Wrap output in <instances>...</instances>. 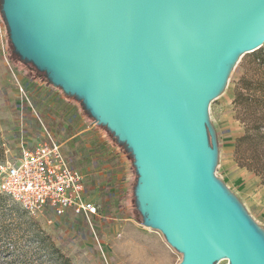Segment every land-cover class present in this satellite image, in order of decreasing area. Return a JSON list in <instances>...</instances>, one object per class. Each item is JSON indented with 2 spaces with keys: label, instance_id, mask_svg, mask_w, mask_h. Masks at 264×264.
I'll list each match as a JSON object with an SVG mask.
<instances>
[{
  "label": "water",
  "instance_id": "95a60500",
  "mask_svg": "<svg viewBox=\"0 0 264 264\" xmlns=\"http://www.w3.org/2000/svg\"><path fill=\"white\" fill-rule=\"evenodd\" d=\"M10 41L125 143L144 225L179 264H264V228L216 175L210 103L264 44V0H1Z\"/></svg>",
  "mask_w": 264,
  "mask_h": 264
},
{
  "label": "rangeland",
  "instance_id": "374dc122",
  "mask_svg": "<svg viewBox=\"0 0 264 264\" xmlns=\"http://www.w3.org/2000/svg\"><path fill=\"white\" fill-rule=\"evenodd\" d=\"M262 50L264 44L242 56L225 90L210 103L209 114L219 148L216 175L264 228V181L256 171L244 167L238 156L236 143L245 135V126L235 105L236 88L239 82L252 79L251 63ZM46 75L36 66L18 61L0 6V165L17 158L23 135L40 139V132L27 134L24 131V134L21 131L19 118L26 100L20 91L23 87L29 98L30 113L29 117L25 116L26 111L23 113V128L32 130V120L41 117L52 135L64 143L65 153L71 156L68 141L71 135L91 127L93 135L122 149L130 162L132 177L125 192L120 190L114 178L107 187L104 178L112 164L95 161L94 168L87 172L91 177L88 182L97 183L91 194V202H97V212L90 218L73 212L55 218L30 214L2 190L0 178V264H179L182 253L171 246L161 231L144 225L145 217L135 194L138 174L131 152L85 112L81 101L50 85ZM29 82L34 87H28ZM60 100V105L68 103L66 111L59 116L54 114L53 102L57 104ZM35 101L40 102L38 107H33ZM44 108H49L45 116L42 115ZM74 109L80 119L70 116ZM85 132L81 135L83 143L88 142L86 134L89 131ZM259 158V166L264 170V153ZM234 179L237 183H233ZM217 264H229V261L224 259Z\"/></svg>",
  "mask_w": 264,
  "mask_h": 264
},
{
  "label": "built area",
  "instance_id": "2783aa9c",
  "mask_svg": "<svg viewBox=\"0 0 264 264\" xmlns=\"http://www.w3.org/2000/svg\"><path fill=\"white\" fill-rule=\"evenodd\" d=\"M20 91L29 102L25 88ZM41 124L44 138L31 143L23 135L17 158L0 165L2 190L33 215L55 218L73 212L90 218L97 205L87 201L85 171L69 164L62 143Z\"/></svg>",
  "mask_w": 264,
  "mask_h": 264
},
{
  "label": "trees",
  "instance_id": "16d2710c",
  "mask_svg": "<svg viewBox=\"0 0 264 264\" xmlns=\"http://www.w3.org/2000/svg\"><path fill=\"white\" fill-rule=\"evenodd\" d=\"M0 6H1V0H0ZM8 37L10 38L9 32H8ZM16 54L18 55L19 62L26 65L28 64L34 65L32 62L22 59L17 51ZM251 65L254 70L253 73L254 76L250 80H244L242 82H239L236 88L235 105L237 107L238 116L245 126V135L239 138L238 143H236L237 146L236 148L238 151L237 152L238 156H240V161L242 165L244 167H247L251 171H256L260 176H262L264 181V172H263L264 170H262L259 166L261 164L259 158L260 154L264 153V50H262L259 54H257L254 57ZM45 77H46V81L50 85H53L48 75H46ZM28 87H34V84L32 82H29ZM69 97L81 101L85 112H87L90 115V117L94 119L90 114V112L85 108L84 103L81 99L71 95ZM39 103H40L39 101H35V104L33 103L32 105L33 107H38ZM22 106L24 111H26L27 114H30L28 111V107H29L28 102L24 101L22 103ZM48 110L49 108H44V110L42 111V115L45 116V113ZM100 126L107 128V126L103 124H101ZM37 128H40V120L36 118L34 129ZM25 131L29 133L30 129L27 128ZM109 132L112 135H114L112 131L109 130ZM115 138L118 140L116 136ZM118 142L120 144H124L125 147L127 148L125 143H122L119 140ZM91 191L92 188L86 187V195H91L92 194ZM79 216H83V214H80Z\"/></svg>",
  "mask_w": 264,
  "mask_h": 264
},
{
  "label": "crops",
  "instance_id": "0c3cea01",
  "mask_svg": "<svg viewBox=\"0 0 264 264\" xmlns=\"http://www.w3.org/2000/svg\"><path fill=\"white\" fill-rule=\"evenodd\" d=\"M60 103H61V100L57 104L53 102L54 114L58 113L59 116L63 112L66 111V107H67L68 102L65 103V105H60ZM20 109L22 110V108H20ZM23 113H24V111H23ZM23 113H22V115H20V118H19L20 119L19 121H21V122H23V120H24V114ZM75 114H76V117L74 116ZM25 116H28V114L27 115L25 114ZM70 116L75 118L76 120L80 119L79 115L75 112V109H74L73 113L70 114ZM28 121H29V119L27 118V121H25L27 126H28ZM35 121H36V119L34 118L32 120V124H31L32 131L30 129V133L40 132V139L26 135L28 138L31 139V141H30L31 143H33L34 141H39L44 137L43 128H42V124H41L42 118L40 117V128L34 129ZM23 129H24L23 131H25L27 128L24 127ZM91 129H92L91 127H88V128H86V129H84V130H82L76 134L71 135V137L68 140L70 142V145H71V149H70V152H71L70 155L71 156H68L65 153L66 148H64V143H62L59 140L62 143V150L65 153V155L67 156V160H68L69 164L75 169H81V170L85 171V173H86V187L93 188V189L95 188L97 183L92 184V183L88 182L91 180V177L89 176V174H87V172L90 171L91 168H94L93 167L94 162L96 161L98 163L102 162L105 164H112L110 166V170L105 174L104 179H106V182H107L106 186L109 187L111 185V183L109 184L108 182H111V180L114 178L115 179L114 181L117 183V186H119L120 190L125 192L127 190V187L129 186L128 183L130 182L131 177H132V173H131V169H130L131 168L130 162H129L126 154L122 151V149L117 144H115L113 142L110 143L107 140H103V138H101L100 136H97L96 134L93 135V132ZM85 131H89V133L86 134L88 142L83 143L84 140L82 139L81 135ZM24 134H25V132H24ZM94 150H96V151L94 152ZM91 158L93 159V161H90ZM233 183H237V180L234 179ZM93 191H91V193H93ZM86 196H87V201L90 199L88 201L89 203L97 205V202H95V201L91 202V198L93 197L92 195H86Z\"/></svg>",
  "mask_w": 264,
  "mask_h": 264
}]
</instances>
